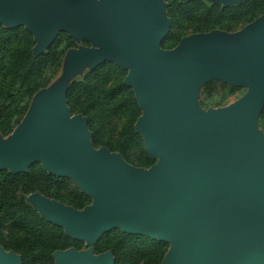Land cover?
<instances>
[{"label":"water","instance_id":"water-1","mask_svg":"<svg viewBox=\"0 0 264 264\" xmlns=\"http://www.w3.org/2000/svg\"><path fill=\"white\" fill-rule=\"evenodd\" d=\"M201 1L222 9L245 2ZM167 7L165 0H0V25L31 34L34 57L60 34L89 44L65 53L61 77L0 135V171L25 174L39 164L91 200L76 210L26 197L41 218L88 247L55 251L54 264H114L111 251L93 250L113 230L167 244L160 264H264V13L234 33L192 34L165 50ZM106 62L126 72L141 112L135 133L156 161L149 169L93 148L87 119L67 106L74 79ZM212 81L246 93L204 110L198 99ZM0 264L22 259L0 246Z\"/></svg>","mask_w":264,"mask_h":264},{"label":"trees","instance_id":"trees-1","mask_svg":"<svg viewBox=\"0 0 264 264\" xmlns=\"http://www.w3.org/2000/svg\"><path fill=\"white\" fill-rule=\"evenodd\" d=\"M264 12V0H246L239 6L222 9L201 0L181 3L168 0L170 32L161 48L173 49L192 34L219 30L234 33ZM32 35L23 27L7 29L0 25V135L7 137L25 116L32 97L47 87L57 74L66 50L74 47L65 34L39 57H34ZM126 72L104 63L74 81L66 94L72 114L88 121L93 148L106 147L129 164L147 169L154 164L144 151L142 138L134 125L141 115L134 94L124 84ZM236 89L219 97L215 106L223 107ZM205 108L210 106L204 105ZM122 122L117 133L115 123ZM264 132V108L259 117ZM138 151L133 158L132 152ZM38 193L76 210L91 200L69 179L58 178L33 164L25 174L0 171V245L21 256L22 264H54L52 254L69 248L79 250V242L67 238L63 230L49 224L26 203L25 198ZM95 254L111 251L114 264H160L168 246L144 236L124 234L120 230L106 233L93 247Z\"/></svg>","mask_w":264,"mask_h":264},{"label":"rangeland","instance_id":"rangeland-1","mask_svg":"<svg viewBox=\"0 0 264 264\" xmlns=\"http://www.w3.org/2000/svg\"><path fill=\"white\" fill-rule=\"evenodd\" d=\"M246 1V0H245ZM165 3L167 4L168 6V0H165ZM244 3V2H243ZM242 3V4H243ZM241 5V4H240ZM239 6V5H237ZM234 7V6H232ZM230 8V7H229ZM168 9V7H167ZM264 13V12H263ZM262 15V14H261ZM260 15V16H261ZM259 16V17H260ZM243 27L239 28L237 31H239L240 29H242ZM170 32V31H169ZM169 34V33H168ZM67 36V35H66ZM189 36V35H187ZM186 37V36H185ZM74 44V47L70 48V49H76L78 48L79 46H83V42H79V43H73ZM68 49V50H70ZM66 50V52L68 51ZM65 52V53H66ZM64 53V55H65ZM64 55H63V58H64ZM63 58L61 60V64H60V68H59V71L57 72V74L51 79L50 83L47 85L46 88L50 87L52 84H54L60 77H61V68H62V62H63ZM96 69V68H95ZM94 69V70H95ZM92 70V71H94ZM92 71H89V70H86L84 71V73L81 75V76H77L74 81H79V80H82L85 75L89 72H92ZM232 88L226 84H222L220 82H215V81H212V82H209L208 84H206L205 86H203V88L201 89V92H200V96H199V99H198V102L200 104V106L204 109V110H207V109H218V108H222V107H217L215 106L216 102L218 101L219 97L222 96L223 94H227ZM236 89V91L234 92V94L232 95V97L229 98V100L225 103V106L235 102L236 100H238L239 98H241L245 93H246V89L245 88H234ZM204 105L206 106H210L209 108H205ZM71 115L72 116H77V115H80V114H72L71 112ZM115 126L117 128V133L120 131L121 129V126H122V122H118V123H115ZM144 147V146H143ZM102 148V147H101ZM99 149V148H98ZM145 151V149H144ZM146 153V152H145ZM132 156L133 158H136L138 156V151H133L132 153ZM148 156V155H147ZM154 161V160H153ZM156 161H154V164H155ZM129 164V163H128ZM153 164V165H154ZM134 167H136L134 164H130ZM138 168V167H137ZM150 168V167H149ZM147 168V169H149ZM143 169V168H141ZM28 197V196H27ZM26 199V198H25ZM79 244L81 245V247L79 248L78 251H85L88 249V247L86 246L85 243L83 242H79ZM1 246V245H0ZM2 247V246H1ZM69 249H75V248H69ZM68 250V249H67ZM77 250V249H75ZM94 250V249H93ZM95 253V252H94ZM53 259V258H52ZM54 263V261H53Z\"/></svg>","mask_w":264,"mask_h":264},{"label":"flooded vegetation","instance_id":"flooded-vegetation-1","mask_svg":"<svg viewBox=\"0 0 264 264\" xmlns=\"http://www.w3.org/2000/svg\"><path fill=\"white\" fill-rule=\"evenodd\" d=\"M84 47H89V44L87 42H83Z\"/></svg>","mask_w":264,"mask_h":264}]
</instances>
